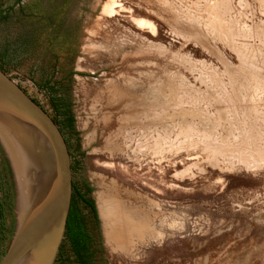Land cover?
<instances>
[{"label":"rangeland","instance_id":"obj_1","mask_svg":"<svg viewBox=\"0 0 264 264\" xmlns=\"http://www.w3.org/2000/svg\"><path fill=\"white\" fill-rule=\"evenodd\" d=\"M0 70L69 153L89 240L54 264H264V0H0ZM3 201L0 261V156Z\"/></svg>","mask_w":264,"mask_h":264},{"label":"water","instance_id":"obj_2","mask_svg":"<svg viewBox=\"0 0 264 264\" xmlns=\"http://www.w3.org/2000/svg\"><path fill=\"white\" fill-rule=\"evenodd\" d=\"M0 156L12 201L0 264H54L72 200L69 153L58 126L1 70Z\"/></svg>","mask_w":264,"mask_h":264},{"label":"trees","instance_id":"obj_3","mask_svg":"<svg viewBox=\"0 0 264 264\" xmlns=\"http://www.w3.org/2000/svg\"><path fill=\"white\" fill-rule=\"evenodd\" d=\"M80 202L90 209L93 213H95L94 204L89 199L85 198L83 195L78 196ZM5 202L0 203V225L2 226V222L4 219L3 206ZM88 234L86 233L84 226L82 225L80 216L73 208V198L71 200L70 211L67 219L66 231H65V239L64 241L69 244L73 255L77 258H81L83 254H85L87 250L88 244Z\"/></svg>","mask_w":264,"mask_h":264},{"label":"bare ground","instance_id":"obj_4","mask_svg":"<svg viewBox=\"0 0 264 264\" xmlns=\"http://www.w3.org/2000/svg\"><path fill=\"white\" fill-rule=\"evenodd\" d=\"M178 21V20H177ZM182 21V20H181ZM193 25V24H192ZM198 25V24H197ZM231 31V30H230ZM232 32V31H231ZM213 37V36H212ZM213 39H214V37H213ZM212 39V40H213ZM221 44V43H220ZM213 58V57H212ZM228 63V62H227ZM238 69V68H237ZM196 72V71H195ZM191 73V72H190ZM189 74V73H188ZM224 76V75H223ZM192 77V76H191ZM228 77V76H227ZM252 77V76H251ZM234 78V77H233ZM256 79V78H255ZM240 82V81H239ZM243 82V81H242ZM187 84V83H186ZM196 84V83H195ZM259 84V83H258ZM235 87V86H234ZM206 88V87H205ZM174 90V89H173ZM228 92V91H227ZM210 93V92H209ZM124 102V101H123ZM122 102V103H123ZM226 105V104H225ZM237 105V104H236ZM130 110V109H129ZM137 111V110H136ZM132 114V113H131ZM137 121V120H136ZM133 123V122H132ZM113 199V198H112ZM113 200H115V198L113 199ZM113 200H110V201H105V211L104 212H102V214L104 215V217L108 220V218H109V216L111 217V224H112V226H110L109 225V228H110V231H111V233L110 234H112V236H113V234H115V233H113V230H114V227L116 226V225H120V227H122L123 229H124V231H122L124 234H123V236H121V238L120 239H126V240H129V238H131L130 236H132V231H131V229L129 228V227H127V226H125L124 224H121V222H119V223H117V219H115L116 218V215H118V217H119V209L120 208H118V207H116L115 206V204L116 203H114V201ZM123 207V206H122ZM121 207V208H122ZM123 214V213H122ZM156 215V214H155ZM113 216H115V218L113 217ZM126 216V215H125ZM130 217V216H129ZM141 219V218H140ZM108 222V221H107ZM141 229V228H140ZM119 231H120V228H119ZM135 231V230H134ZM143 230H141V232H142ZM137 232H139V230L137 231ZM146 233V232H145ZM116 235V234H115ZM143 235V234H142ZM146 235V234H145ZM117 236V235H116ZM119 236V235H118ZM140 237V236H139ZM144 237V236H143ZM138 238V237H137ZM141 238V237H140ZM139 238V239H140ZM118 239V238H117ZM123 241V240H122ZM121 242V241H120ZM125 243V242H124ZM121 244V243H120ZM119 244V245H120ZM127 244V243H126ZM124 247V246H123Z\"/></svg>","mask_w":264,"mask_h":264},{"label":"crops","instance_id":"obj_5","mask_svg":"<svg viewBox=\"0 0 264 264\" xmlns=\"http://www.w3.org/2000/svg\"><path fill=\"white\" fill-rule=\"evenodd\" d=\"M114 199V198H113ZM113 199H111V200H113ZM108 201H110V200H108ZM114 201V203H117L118 201H117V199H115V200H113ZM115 206H117V204H115ZM114 218H115V216H113ZM118 218V216L116 215V218L115 219H117ZM108 221V222H107ZM106 222H107V226L109 227V225L110 226H112V224H111V217L109 216V218H108V220H107ZM123 240V241H122ZM114 241V242H113ZM113 241H112V243H113V245L114 246H117L118 248H125V247H129V248H131L132 246H131V241L130 240H124V239H113ZM121 241V242H120ZM125 242V243H124ZM121 243V244H120ZM127 243V244H126ZM120 244V245H119ZM124 246V247H123Z\"/></svg>","mask_w":264,"mask_h":264}]
</instances>
